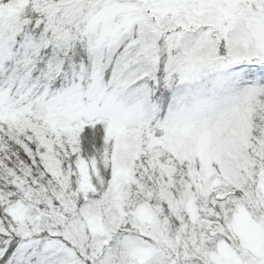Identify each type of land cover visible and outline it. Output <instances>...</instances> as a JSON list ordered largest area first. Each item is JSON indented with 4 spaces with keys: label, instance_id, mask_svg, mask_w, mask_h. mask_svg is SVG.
Wrapping results in <instances>:
<instances>
[{
    "label": "snow or ice",
    "instance_id": "snow-or-ice-1",
    "mask_svg": "<svg viewBox=\"0 0 264 264\" xmlns=\"http://www.w3.org/2000/svg\"><path fill=\"white\" fill-rule=\"evenodd\" d=\"M0 264H264V0H0Z\"/></svg>",
    "mask_w": 264,
    "mask_h": 264
}]
</instances>
